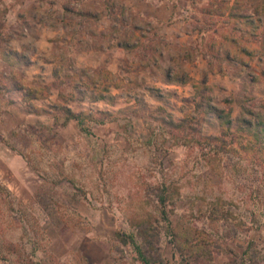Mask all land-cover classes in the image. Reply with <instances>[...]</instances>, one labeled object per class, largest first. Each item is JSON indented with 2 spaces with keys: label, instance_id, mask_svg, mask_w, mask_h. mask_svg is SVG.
<instances>
[{
  "label": "rangeland",
  "instance_id": "rangeland-1",
  "mask_svg": "<svg viewBox=\"0 0 264 264\" xmlns=\"http://www.w3.org/2000/svg\"><path fill=\"white\" fill-rule=\"evenodd\" d=\"M51 1L46 8L54 16L38 23L27 14L28 22L19 17L27 13L31 0H0V46L26 59L7 57L0 48V181L22 203L14 201L15 209H21L15 215L20 223L8 217L3 232L19 243L20 259L34 252L31 256L41 264H142L135 260L132 245H121L115 234L136 231L139 221L149 220L160 228L158 244L166 263L179 264V254L165 232L166 225L159 222L155 197L150 194L152 186L163 184L168 187L174 228L182 233L198 227L215 241L222 234L223 248L238 254L247 240L254 239L257 264H264V155L252 146L248 153H214L199 144L196 134L183 137L179 132V137H171L162 133L164 128L153 120L160 113L159 106L175 118L194 116L203 135H219V121L205 112L204 102L203 108L196 109L200 99L190 84L165 89L153 68L138 66L135 52L142 53V49L117 48L110 38L112 17L98 21L74 17L62 22L60 5L68 0ZM90 1L86 2L90 10L103 9ZM210 1L219 3L192 0L191 4L202 22L203 18L207 23L216 20L215 25L204 23L203 33L196 35L192 26L198 24L187 18L190 25L172 29V36L163 29L169 40L162 28L155 26L154 31L169 42L161 64H168L172 50L188 49L193 61H182L181 67L192 79L206 78L213 104L224 108L225 100L232 98L234 128L242 110L251 109L264 117V78L253 83L248 77L264 69V3L240 0L256 21L250 25L239 21L240 30L233 31L235 20L223 22L226 15L211 19L198 11ZM233 2L228 0L229 6ZM257 6L258 16L252 12ZM254 25H258L255 35H250ZM227 29L247 39L242 43L251 51L250 57L240 53L238 44L228 49L234 61L242 59L250 65L220 62L223 73H210L207 44L220 40ZM105 70L114 75L108 78L111 97L93 101L92 86ZM13 82L46 92L32 103L50 113H28L24 89H12ZM55 104L76 113L108 110L117 119L104 124L87 119L90 134H86L76 120L52 110ZM2 254L0 264H18L17 254L6 259ZM227 260L224 251L217 253L211 246L204 262L225 264Z\"/></svg>",
  "mask_w": 264,
  "mask_h": 264
},
{
  "label": "trees",
  "instance_id": "trees-1",
  "mask_svg": "<svg viewBox=\"0 0 264 264\" xmlns=\"http://www.w3.org/2000/svg\"><path fill=\"white\" fill-rule=\"evenodd\" d=\"M96 1V2H95ZM87 0H68V2L60 5L61 21L70 22L74 17L81 19L98 21L101 17L107 16L113 18L112 34L110 38L115 42V46L127 51L142 49V53L136 55V64L142 68L151 67L157 73V79L165 84L173 85H186L190 84L194 90L195 97L200 100L196 104V109L203 108V102L205 103V112L213 113L218 121L220 134L219 135H203L200 130V121L195 119L194 116L185 115L181 118H175L169 112L159 106L158 115L153 116V120L162 126L164 129L162 133L166 131L171 137H179V132L183 137H193L195 134L198 136V142L204 148L208 147L209 151L214 153H233L244 152L248 153L249 150L255 148L257 152L264 155V117L259 113H255L251 109L242 110L237 116L236 126L233 128L234 119L232 118V107L230 103L232 98L226 99V107L219 108L212 102V98L209 94L211 86L207 83L205 77L196 80L192 79L188 73H186L181 67L182 61H193L192 52L188 49L178 48L172 50L168 57V64H161L163 57V50H168L169 42L166 39L155 33V26L146 18L138 15L127 7L121 0H103L101 2L97 0H91L90 4H98L103 9L98 8L96 11L87 8ZM259 3L264 0H259ZM53 3L51 0H31V5L27 10V13H20L19 17L28 22V18L35 20L38 23L43 22L45 19H51L54 14L51 8H46V5ZM72 3H78V7L73 6ZM258 7V6H257ZM253 7L252 12L258 16L259 7ZM244 8V7H243ZM242 8V2L240 0H234L232 4L228 3V0H219V3L210 1L205 7L198 10L201 14H206L209 17H222L226 15L228 19L235 20L231 26L233 31H239L240 22L245 20L246 23L253 24L256 19L250 14L246 13ZM27 14L28 18L25 17ZM54 16V15H53ZM195 16L192 14L190 20L196 21L193 24V28L197 33L201 34L206 30V25H215L216 20L212 19L209 23L205 18ZM259 21V18L257 19ZM85 21V20H84ZM240 21V22H239ZM79 23V22H77ZM203 23V24H202ZM205 23V24H204ZM259 23V22H258ZM258 25H254L249 32L250 35H255V28ZM229 29L222 33L220 40L213 39L207 44L206 55L209 57L208 71L210 73H223V67L220 62H226L232 65V62H239L244 68H248L250 65L248 62H244L242 59L235 60V56L231 55V50L228 49L230 44H238L240 53L251 56V51L242 43L248 42L245 36H239L232 34L233 31ZM215 31H218L216 28ZM151 34V35H149ZM0 34V45L3 39ZM2 54L5 56L13 57L16 60H26L24 56L18 54L15 50L5 46H0ZM4 48V49H3ZM139 57V58H138ZM233 63V64H234ZM114 75L105 70L100 75V80H96L92 86L95 95L93 101L105 100L107 97H111L108 94V78ZM250 81L255 83L259 78H264V69L261 70L256 76H248ZM11 83V82H10ZM12 89L22 90L24 89V101L27 103V111L32 114H40L42 112L50 113L47 108H41L35 106L32 101L40 97H45L46 92L43 90L24 88V85L19 82H13ZM156 93L161 94L159 88L152 87ZM52 110H60L64 113L67 119L76 120L80 131L90 134V130L86 125V120L96 121L97 123L104 124L106 121L116 120L117 116L108 110H96L89 111L87 113L72 111L69 107L61 104H55L51 107ZM201 119V115H199ZM168 187L160 184L151 187L150 194H153L154 207L159 217V222L165 224V232L170 236V241L174 249L179 254V264H206L204 262L205 256L210 254L211 246L220 253L224 251L228 255V260L225 264H257L259 263L257 255L258 243L254 239H249L246 242V246L240 254L231 248H223L219 240H222V234L217 236V241L212 240L209 234L201 228L191 227L189 230L182 231L173 227L170 217L167 201ZM14 201L22 205L21 201L11 194L6 186L0 181V253L2 259H6L10 254H17L19 256L18 264H41L39 260L34 259L31 255L27 259L21 258L19 243L12 242L6 238L5 227L7 224V218L12 217V221L16 224L20 223V219H16V212H21V209H15ZM22 207V206H21ZM158 222V221H157ZM21 229L26 231L24 226L21 225ZM160 228L157 224H153L149 220L139 221L136 224V231L124 232L118 231L115 236L121 245L130 244L135 251V260L142 264H152L157 262L158 264H167L164 257L160 252ZM207 259V258H206Z\"/></svg>",
  "mask_w": 264,
  "mask_h": 264
},
{
  "label": "crops",
  "instance_id": "crops-1",
  "mask_svg": "<svg viewBox=\"0 0 264 264\" xmlns=\"http://www.w3.org/2000/svg\"><path fill=\"white\" fill-rule=\"evenodd\" d=\"M127 7L138 15L148 19L154 26L161 29V33L169 40V34H165L163 29L167 31L178 28H187L190 25L187 19L197 10L192 4V0H121ZM198 1V2H197ZM209 0H196V2L203 3ZM187 18V19H186ZM173 34L171 33V36ZM196 35H198L196 31ZM216 74V73H214ZM222 73H217L221 75ZM163 88H180L181 85L158 83ZM184 86V85H183Z\"/></svg>",
  "mask_w": 264,
  "mask_h": 264
}]
</instances>
